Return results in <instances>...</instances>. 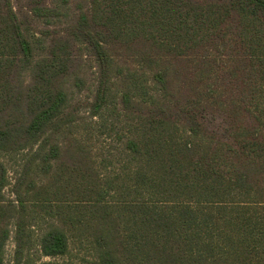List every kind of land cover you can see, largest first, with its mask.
I'll use <instances>...</instances> for the list:
<instances>
[{
    "label": "trees",
    "instance_id": "trees-1",
    "mask_svg": "<svg viewBox=\"0 0 264 264\" xmlns=\"http://www.w3.org/2000/svg\"><path fill=\"white\" fill-rule=\"evenodd\" d=\"M85 58L90 115L124 118L115 167L70 111ZM13 232L15 264L35 243L92 264H264V0H0V264Z\"/></svg>",
    "mask_w": 264,
    "mask_h": 264
},
{
    "label": "rangeland",
    "instance_id": "rangeland-1",
    "mask_svg": "<svg viewBox=\"0 0 264 264\" xmlns=\"http://www.w3.org/2000/svg\"><path fill=\"white\" fill-rule=\"evenodd\" d=\"M84 70L82 77L85 80V87L82 92L72 87V100L70 111L74 112L78 123L77 132L83 135L87 140L86 144L90 146L91 153L96 160L112 161L110 167H115L116 158L119 154V144L117 143L116 129L124 126V118L119 109H111L105 112L103 117H92L89 113V106L93 101L95 90L99 82V68L94 59H84ZM115 128V129H113ZM68 144H63L62 149L66 150ZM103 158V159H102ZM62 159L70 160L67 153H64ZM61 159V160H62ZM8 176L11 185L5 189L8 197L15 198L12 193V185L19 175L21 165L15 161L5 159ZM49 224L44 222L38 227H34L32 238L34 242L38 241L39 236L48 228ZM15 240L14 232L11 235L5 248V264H15ZM70 253L64 257L50 258L40 254L35 243L33 250L28 252L21 260L20 264H92L91 251L85 245L72 243Z\"/></svg>",
    "mask_w": 264,
    "mask_h": 264
}]
</instances>
